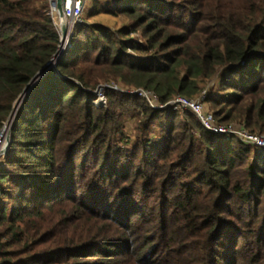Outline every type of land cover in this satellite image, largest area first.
<instances>
[{
  "label": "trees",
  "instance_id": "16d2710c",
  "mask_svg": "<svg viewBox=\"0 0 264 264\" xmlns=\"http://www.w3.org/2000/svg\"><path fill=\"white\" fill-rule=\"evenodd\" d=\"M113 2L126 24L85 13L17 111L0 264H264V148L107 87L161 103L207 89L218 122L264 134V0ZM50 11L0 0V130L59 49Z\"/></svg>",
  "mask_w": 264,
  "mask_h": 264
},
{
  "label": "built area",
  "instance_id": "2783aa9c",
  "mask_svg": "<svg viewBox=\"0 0 264 264\" xmlns=\"http://www.w3.org/2000/svg\"><path fill=\"white\" fill-rule=\"evenodd\" d=\"M55 0H51V15L56 24L62 40V28L65 27L67 36L64 39L67 42L71 39L73 29L76 25L84 22L85 13L90 6V3L94 0H63V14H61L57 5L54 4ZM135 35L140 38L138 33ZM107 87L114 88L117 90H125L140 95L145 98L151 106L154 108H165L171 107L173 109L188 108L193 111L202 124L209 130L217 134H233L239 137L247 144H251L258 148H264V134H256L250 132L243 125L238 124H223L217 121L214 113L208 108L205 103V98L208 90H203L200 97L196 99H190L182 95H178L166 103L159 101L158 95L152 90L147 88H134V89H123L119 84L113 82ZM103 89V88H102ZM101 94V93H100ZM10 129V122L7 121L0 130V159L6 153L8 148V135Z\"/></svg>",
  "mask_w": 264,
  "mask_h": 264
},
{
  "label": "rangeland",
  "instance_id": "374dc122",
  "mask_svg": "<svg viewBox=\"0 0 264 264\" xmlns=\"http://www.w3.org/2000/svg\"><path fill=\"white\" fill-rule=\"evenodd\" d=\"M107 2H108V0H94L93 2H91L90 6L88 7L87 12H86V19L92 23H102V24L110 25V26H114V27L124 26L126 24L127 20L121 14H118V13H116L115 10H113V6H114L113 0H111L109 3H107ZM106 6L109 7V11L105 10ZM92 7H96L95 11H93V12L91 10ZM64 42H65V46L63 47V51L65 52L66 49L70 46V40L67 43L65 40H64ZM131 89H134V88H131ZM102 91H103L102 88L97 90V93L99 96H98V99L95 100L96 104H99V105L106 104V99H105ZM9 122H10V120H9ZM127 132L129 134H132V123L131 122H129L127 125ZM5 155H6V153L0 159V163H1V161L4 160Z\"/></svg>",
  "mask_w": 264,
  "mask_h": 264
},
{
  "label": "water",
  "instance_id": "95a60500",
  "mask_svg": "<svg viewBox=\"0 0 264 264\" xmlns=\"http://www.w3.org/2000/svg\"><path fill=\"white\" fill-rule=\"evenodd\" d=\"M54 4L57 5L58 9L60 10L61 14H63V0H55ZM67 36V31L66 28L63 27L62 28V40L61 43L59 45V49L57 51V53L55 54V56L53 57V59L35 76V78L27 85V87L25 88V90L23 91V93L21 94V96L17 99V101L15 102V109L13 111V113L11 114L9 120H10V129H9V136H8V141H10V132H11V126L15 120L17 111L21 105V103L23 102V100L25 99L26 95L29 93V91L32 89L33 85L52 67L57 65L58 59L63 55L64 51L61 52V48H62V44L64 42V39ZM9 145V144H8Z\"/></svg>",
  "mask_w": 264,
  "mask_h": 264
},
{
  "label": "bare ground",
  "instance_id": "6f19581e",
  "mask_svg": "<svg viewBox=\"0 0 264 264\" xmlns=\"http://www.w3.org/2000/svg\"><path fill=\"white\" fill-rule=\"evenodd\" d=\"M65 46V42L62 44L61 52L63 51V47Z\"/></svg>",
  "mask_w": 264,
  "mask_h": 264
}]
</instances>
